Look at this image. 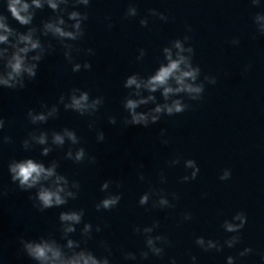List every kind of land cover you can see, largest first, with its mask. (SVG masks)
Returning <instances> with one entry per match:
<instances>
[{
    "label": "clouds",
    "instance_id": "9594fccd",
    "mask_svg": "<svg viewBox=\"0 0 264 264\" xmlns=\"http://www.w3.org/2000/svg\"><path fill=\"white\" fill-rule=\"evenodd\" d=\"M6 11L11 17L18 22L19 25L26 27V31L21 32L13 28L8 23V16L0 12V87L21 90L26 87L28 81L35 79L40 61L53 50L51 40L42 42L41 36H51L58 41L63 49V55L68 63L72 65V71L80 72L83 70H91L92 64L85 60L83 64L74 62L73 51L79 52L80 49L67 41H78L85 35L84 23L88 20V12L80 11L78 8L84 6L87 8L90 0H5ZM254 7H260V0H250ZM47 6L51 9L53 15L46 20H42L39 27L33 24L37 10H42ZM71 7V10H70ZM149 16L158 17L162 21L169 19L163 12L157 9H148ZM138 15V9L134 2L129 3L125 12V19L133 18ZM67 16V20L65 19ZM108 20L107 27L111 28V18ZM253 23L256 33L264 36V12H257L253 16ZM71 22V23H69ZM139 23L142 27L148 26L147 17L141 18ZM191 26H187V32H191ZM191 36L185 34L182 38L171 40L167 46L162 48L163 61L159 67L150 75L143 76L139 73H133L125 79L123 87L130 90L128 95L123 98V108L128 113L124 118L125 125L144 126L157 123L162 115L173 116L181 114L191 107L186 103L184 97L191 101H200L203 99L205 92V82L210 85L217 83V77L212 75H204L201 77V68L194 64L193 57L195 50L189 43ZM230 43L233 46L239 45V38H233ZM137 61H142L146 55L145 49L138 50ZM87 55H94L92 48L86 50ZM250 69L247 66L244 69L246 73ZM242 73V74H244ZM159 92L163 102H158L155 93ZM145 93H147L145 95ZM104 103L103 97H90L89 91L80 88H72L67 94H61L58 104H63L65 110H71L80 116H92ZM58 104L49 106L47 103L41 104V111L36 112L33 109L27 111V119L33 125L47 123L49 119L57 117L59 108ZM154 105L147 111H137L142 106ZM108 122L116 124L115 116H109ZM94 121L89 123L91 129ZM5 126V120L0 118V130ZM165 129H161V136L164 135ZM98 142L105 139L103 131L96 133ZM2 143H11L12 138L4 136ZM71 146L80 144V138L75 130L68 127L61 131H51L33 129L25 139L22 140V147L25 151L31 150L34 146H41V156L47 157L54 150L62 149L65 143ZM167 144L168 140L161 141ZM69 147L64 158L72 160L74 163H81L85 160L89 164L96 163L95 156H89L83 146ZM180 157L169 161L172 166L180 164ZM59 162L51 160L47 165L43 161H37L33 158H24L20 160L13 159L8 164V171L11 182L25 192H31L35 189V194L30 195L29 199L33 202V207L44 212L50 208H59L68 204L69 200H75L80 191V183L78 181H70L65 175L57 171ZM185 169H191L190 174L180 178V182H189L195 180L200 172L199 166L193 159L184 161ZM231 171L224 169L219 176L221 181L230 179ZM141 180L144 176L141 174ZM160 182L166 183L164 174H160ZM115 183L118 188L122 187V183L118 181H104L100 185V190L107 193L98 203L95 204L97 211H110L117 207L122 199V193H112L109 191L110 184ZM169 194L163 189L150 187L139 198V205L145 206L152 202V207L171 208L175 205L169 200ZM172 200H178L176 193L170 194ZM7 196V192H0V197ZM85 209L61 211L58 216L59 232L61 239L65 241L61 244L52 235L40 236L38 239L20 238V251L31 258L35 264H111L110 257L112 248L104 241L100 242V247L104 249L107 255L96 256L87 247H82V243L86 244L92 238L93 225L83 222ZM192 214L185 212L183 214L184 221H190ZM83 223L79 233L81 240L71 238V234L77 232V225ZM247 223L245 212H236L231 219H225L221 225L226 233H231L223 243L219 240L205 239L198 236L195 244L205 252L215 250L220 252L224 247L234 248L241 242V231ZM160 222L153 221L150 226H134L133 232L141 234L144 237V245L147 250H141L140 259L146 260L149 254L161 257L164 254V246L170 245L168 238L161 234L153 235L159 229ZM96 232L101 231L100 225H96ZM253 252L251 247H245L238 253L239 257H245ZM123 258L125 260L135 261L137 255L134 252L124 251ZM196 256H191V261L195 264ZM236 257L228 256L226 264H235ZM264 261V255L261 256ZM170 264H176L175 258H170Z\"/></svg>",
    "mask_w": 264,
    "mask_h": 264
}]
</instances>
